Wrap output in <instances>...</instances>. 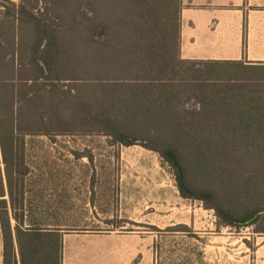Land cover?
<instances>
[{
	"label": "trees",
	"instance_id": "1",
	"mask_svg": "<svg viewBox=\"0 0 264 264\" xmlns=\"http://www.w3.org/2000/svg\"><path fill=\"white\" fill-rule=\"evenodd\" d=\"M85 2L88 10L81 15L96 22L89 33L124 39V66L110 78L98 79L93 102L57 97L44 105L31 100L40 99L47 84L41 82L34 91L29 83L50 80L58 55L56 30L27 7L0 0L1 264H62L63 260V228L24 211L29 172L24 138L32 133L50 137L61 129L82 127L105 135L112 144L143 146L170 167L180 196L204 203L222 225L241 228L258 223L264 206L236 215L211 187H236L239 178L233 166L242 146H252L242 150V157L252 155L264 163V151L260 149L256 155L254 150L264 141V108L246 113L252 114L248 115L255 118L252 121L235 116V108L241 104L264 102L259 91L241 83L245 82L239 77L241 70L251 68L181 59L180 0ZM163 18L167 23H162ZM109 19L116 20L121 31L108 32ZM29 23L33 24L31 31ZM19 48L24 49L23 58ZM19 73L26 77L20 78ZM62 109L79 114L81 121H66ZM27 115L30 118L25 119ZM76 156L92 160L88 152ZM246 182L240 192L245 195ZM178 227L189 231L185 225Z\"/></svg>",
	"mask_w": 264,
	"mask_h": 264
},
{
	"label": "rangeland",
	"instance_id": "2",
	"mask_svg": "<svg viewBox=\"0 0 264 264\" xmlns=\"http://www.w3.org/2000/svg\"><path fill=\"white\" fill-rule=\"evenodd\" d=\"M11 1L54 26L59 42L50 80L29 83L34 91L41 82L47 84L44 95L31 101L47 105L57 97L71 101L82 97L93 102L98 79L110 78L123 68L124 39L89 33L96 22L81 15L87 13L86 0ZM107 23L108 32L121 31L116 20ZM23 51L19 48L20 58ZM241 73L245 80L241 83L264 98V69ZM28 76L35 78L34 73ZM62 111L66 121H81L79 114ZM84 130L72 127L50 137L32 133L24 138L29 168L24 211L63 228V237L75 244L66 258L109 264H264V211L256 224L224 226L204 203L180 196L172 170L156 152L140 145L112 144L105 135ZM250 149L242 146L238 152L233 166L239 178L236 187L211 186L223 205L239 216L246 209L264 206V163L252 155L242 157V150ZM260 149L264 151V141L255 146L256 155ZM85 152L92 160L76 156ZM245 181L246 195L240 193Z\"/></svg>",
	"mask_w": 264,
	"mask_h": 264
},
{
	"label": "crops",
	"instance_id": "3",
	"mask_svg": "<svg viewBox=\"0 0 264 264\" xmlns=\"http://www.w3.org/2000/svg\"><path fill=\"white\" fill-rule=\"evenodd\" d=\"M179 46L183 60L264 69V0H180ZM257 107L264 108V102L241 104L235 108V116L252 121L255 118L246 113ZM1 170L4 176L2 165ZM74 245L63 237L62 264H109L106 260L66 258ZM2 259L0 231V264Z\"/></svg>",
	"mask_w": 264,
	"mask_h": 264
}]
</instances>
